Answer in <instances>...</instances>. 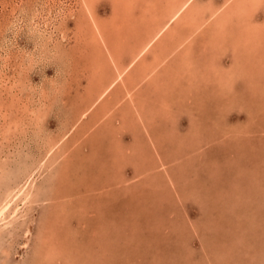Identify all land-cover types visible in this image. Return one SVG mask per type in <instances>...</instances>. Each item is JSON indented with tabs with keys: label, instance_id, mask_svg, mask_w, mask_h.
I'll return each mask as SVG.
<instances>
[{
	"label": "rangeland",
	"instance_id": "1",
	"mask_svg": "<svg viewBox=\"0 0 264 264\" xmlns=\"http://www.w3.org/2000/svg\"><path fill=\"white\" fill-rule=\"evenodd\" d=\"M106 1L108 2L97 1L95 6L99 15L109 16L111 13V4H108L111 1ZM74 3L75 0H0V110L2 104L4 106L9 104L6 108L12 113L8 112L6 117L0 114L4 119L0 118V152H5L4 157L9 156L6 152L8 143H11L10 146L15 149L10 148L13 150L12 157L17 156L15 163L18 158L28 160L27 155L18 157L24 152L21 150L22 145L25 150L34 152L36 144L43 140L42 135L47 138L54 136L56 139L60 138L58 136L64 132L67 123L75 122L74 118L78 117L77 109L80 108L79 103L84 101L82 94L87 90L91 75L88 71L91 57L89 55L88 58L85 53L83 55L82 50L78 49L82 46L77 47L74 42L77 31L75 18L73 15L67 17L65 13V8L76 9L77 5ZM263 9V7L260 9L261 13L259 11L257 15L255 14V19L264 20ZM47 30L54 33L51 41L41 36V33ZM259 34L264 35V31ZM48 42L58 43V49L55 48L56 51L51 52L52 46ZM259 48L257 45L256 50L250 53L253 59L257 60L255 66L254 64L251 66V69L254 67L255 74L249 69V74L246 77L243 75V79L234 75V84L230 89L227 85H219V82L215 81L216 77L210 75V79L204 82L196 80L199 83L195 87L194 91H197L192 94L191 101L180 98L179 93L174 91L166 93L168 100H176L174 101L176 106L182 107L181 111L173 112L179 120L175 122L180 126V131H177L178 139L175 138L177 136L175 132L168 131L170 126L174 128L175 125L173 114L168 117L170 120L159 116V113L153 115L154 121L150 120V130L153 129L154 135L149 139L140 131L142 130L140 120L131 122V118L128 117V120L123 121L126 125H123L121 122L123 113H118L121 112L118 109L115 110L117 118L112 119L114 123L109 119L111 114L109 112V115L94 127L95 129L89 125L95 119L91 113L84 122L86 129L83 130L82 126H79L73 137L65 140L64 144L61 143L55 152L59 154L55 167H61L56 174L63 176L61 180L60 176L57 179L60 183L57 184L55 180L48 181L56 182L58 189L63 190L62 196L68 192L71 198L68 194L62 200L44 204V207L50 206L51 219L48 221L42 215L43 205L26 206L27 209L30 207L28 211L22 204L20 214L26 213L25 216L20 218L22 220L19 222L15 220L14 226L11 225L7 230L10 232L9 235L0 240V264H35L34 247L37 242L35 239L37 234L46 228L54 240L58 239L56 243L61 247L65 245L67 252L58 257L57 253L53 256L45 254L46 257L39 258L38 264H71L72 256L77 255L75 239H72V232L75 230L77 231L74 233L81 235L85 230L81 238L82 243L79 244L81 257L79 258L85 260L86 264H264V60L261 59L264 58V46ZM225 50L216 64L226 67L233 61L248 56L244 54L237 58L233 57L229 45ZM202 57L201 55L200 64L213 72L215 63L211 62L209 66L205 60H201ZM106 69L110 71L111 68L109 66ZM208 74L201 73L205 76ZM52 83L53 86H50ZM23 85L26 88H23ZM182 85L179 83L176 87L181 89ZM58 89L60 91L57 92ZM188 103L190 105L186 106ZM34 109L38 110L37 113H40L43 119L41 128L38 129L34 127L38 115L34 113ZM167 121H170L169 124ZM5 124L13 126L9 132L4 131ZM80 124L83 125L82 120ZM114 124L116 129L113 132L116 138L114 136L113 138L118 142L120 149L114 144L113 138L110 140L112 133L108 135L107 132L102 133ZM23 127H26L25 130ZM160 130L164 132L160 133ZM36 134H39L38 137ZM17 135H21L19 140L16 138ZM5 136L9 138L5 139ZM14 161L11 165L15 168ZM101 165L105 169L100 168ZM62 166L67 171H64ZM100 169H103L104 174ZM114 180L121 182L115 183ZM69 185L72 186V190ZM74 195L76 207L73 202ZM80 203L84 204L82 215L78 210ZM42 220H46L45 225ZM29 226L31 237L27 245H24L26 237L23 236V231ZM96 229L100 232L105 231L106 234L92 236L95 235L93 231L97 232ZM4 232V226H1L0 235L4 236ZM53 249L57 250L54 247ZM50 252L52 254V251ZM95 256L99 258V262L98 258L94 259ZM100 257L106 258L105 262Z\"/></svg>",
	"mask_w": 264,
	"mask_h": 264
},
{
	"label": "bare ground",
	"instance_id": "2",
	"mask_svg": "<svg viewBox=\"0 0 264 264\" xmlns=\"http://www.w3.org/2000/svg\"><path fill=\"white\" fill-rule=\"evenodd\" d=\"M97 1L98 0H75L74 4L77 5L76 9H72L70 7L67 9L65 8L66 16L69 17V16L73 15V17L75 18L76 30H77L76 34L74 36L75 45H77V47L82 46V47H79L78 49L82 50L83 55L85 53L88 56V58L91 57L90 58V65H88V71H89V73H91V75L89 76V82L87 83L88 84L87 90L85 91V93L82 94V96H84V101H83V103H79L80 108L77 109L78 117L74 118L75 122H73L72 124L67 123L68 126H66L64 132L61 133V136H58V137H60L58 139H56V136H54L52 138L51 137L47 138V136H43L42 134H40V135H42L41 138L43 140L40 138L42 141H40V139H39L40 143L37 141L39 143V145H37L38 143L36 144V146H35L36 151H34V152H30V151L25 150L24 145H22L21 150L24 152H22L20 155H18V157L19 156L24 157L27 155V157H28L27 161L22 160V158H18V160H16V163H15L14 160L17 158V156L15 157V155H14V157H12L13 150H11L10 148L14 149V147L10 146L11 143H8V151L6 152V153H8L7 155H9V156L4 157L5 154L3 155V153H5V152H3V151L0 152V185H2V187H3V188L0 187V227L4 226V230H5L4 236L0 235V240H3L5 238V235H9L10 232H7V230L9 229V227L11 225L14 226L13 223L15 220L19 222L22 220V219L20 220V218L25 216L26 213L20 214L22 204L24 207L30 206V205L36 206L37 204H41L44 207V204L53 203V202H55V200L58 201L59 199L62 200V199H64L63 197L68 196V194L70 196V193H68V192L67 193L65 192L64 196H62L63 190H59L57 187V184L60 183V181L58 183V180H57L58 177L60 176L59 180H61L63 178V176H61L62 174H60V175L56 174V173H58L59 170H61V167H59L60 169L55 167L56 164H58L57 162L59 160V154H56L55 152L58 149V147L61 145V143L64 144L65 140H68L69 138L73 137V133H75V130H77V128H79V126H82L83 130L86 129L87 126H85L84 122L89 117V115L91 113H93V111L95 109L96 110L94 111V113H97L100 109L102 110V112L100 111L101 114L98 112L97 115L94 116L95 119H93V121L89 124V125H91V128H94L95 126L97 127L100 123V120L104 119L106 117V115L108 116L109 112H111V114L109 115L110 116L109 119H111V122H112V119L116 117L115 111H114V114L112 115L113 110H115L118 107L117 105H121L123 103L122 106L119 108V110L123 113L122 118L120 117L122 119L121 122L128 120L127 119L128 117L131 118V122L132 121L136 122V121L140 120L139 122L142 123V125L140 126V128L142 130H140V131H142V133H145V136L146 137L148 136V138L150 139L154 135L152 133L153 129L150 130V126H151L150 120H152V117L155 113H157V114L159 113V116H161V117L163 116V118H165L166 120L167 119L170 120L169 118L173 114L174 119H175V121L173 123L175 124L176 120H178V119H176L177 117L173 112H174V110L176 112L181 111L180 109L182 108V107L180 108L179 104H178L179 106H176L177 104L174 103V101H176V100H174V101L168 100L167 99L168 97L165 96L166 95L165 91H168V89L166 88V86L168 84V83H166V80L169 77H167L164 73H167L170 68H171L170 70L172 71V72H170V74L172 73V76H171V78H169L170 79L169 82H170V85H174L173 91L175 92L177 90V94L179 93L178 96H180V98H183L184 100H188V101L192 100V98H191V97H193L192 94H195L197 91L196 90L194 92L195 87H197L198 83H199L198 81L196 82V80H198V79L200 80V82L201 81L204 82L207 79H210V77H209L210 75H213L214 77H216L215 81L219 82V85H227V87H229V89H230V88H232V85L234 84V80H233L234 75H237L243 79V75H245V77H246V75L249 74L248 73L249 69L254 74L256 72L254 67H253V69H251V66L257 60L253 59V56L250 53L254 52V50H256L257 45L260 46V48L264 46V38H263L264 35L260 36L261 34H259L261 31H264V20L259 21V20L255 19L257 14L255 12L256 10H253V9H256V8L262 9V7L264 8V5H263L264 0H223V2H219V3H221L220 5H217V3L215 4L213 2L214 0L213 1L212 0H110L111 3H108L109 5L111 4L110 5L111 6V13L109 14V16H105L104 14L99 15L96 12V6L95 5H96ZM105 2H108V1L105 0ZM249 10H250V12H251V10L254 11L253 13H251L253 15H250ZM196 14H197V16H196ZM262 14H264V12ZM32 15H34V14H32ZM195 17H197L199 21L196 22ZM189 21L191 22V24L189 23ZM31 23H33V22H31ZM184 26L187 27V33H186V31L185 32L183 31V29L185 28ZM226 26H229V27L225 28ZM31 27H32V25H31ZM50 28H51V26H50ZM74 28H75V25H74ZM204 28H205V30H204ZM33 29H35V28H33ZM51 30H52V28H51ZM35 31H37V30H35ZM43 33H41V36H45L46 40L51 41L54 33L48 32V30L46 32L43 31ZM212 33L214 35H218V37L212 36L213 35ZM73 34H74V32H73ZM200 34H201V36H200L201 38L198 37V35H200ZM35 35H36V33H35ZM195 36L200 38V43L198 42L199 44H198V46H196L197 52H199V53L205 52V54L201 53V55L203 56L201 58V60H205L206 64H208L209 66H210L211 62L215 63L217 61H220L219 56L224 55V52L226 51L225 49L227 48V45H229L230 50L232 51L233 57L235 56L237 58V56H239V55L244 56V54H245V55H248L249 58H248V56H245L244 58H242L240 56L241 59H239L237 61H233L230 66H226V67L224 65H218L215 63V65H213L214 66L213 72L209 71L207 68H204V67L198 68V65L195 63V61H193L195 59V57L193 56L194 59L192 60V58L190 56V53H191V55H193V52L191 51L193 49V46H192L193 44L191 45V43H193L192 41H193V38ZM252 41H255V42H252ZM48 43H50V42H48ZM256 43H258V44H256ZM50 44L52 46L51 52H55L56 51L55 48L58 49L59 44L58 43H54V44L50 43ZM254 44H256V45L253 46ZM251 46H253V47H251ZM207 47L209 48V50ZM45 48H46V46H45ZM194 49H193V51H194ZM62 50L63 49L61 48V51ZM261 50H263V49H261ZM207 51L209 53H207ZM67 52H68V50H67ZM69 52H70V50H69ZM58 53H59V50H58ZM58 53H56V55ZM46 55H50V54H46ZM89 55H90V57H89ZM124 55H126V57H124ZM201 55H199V58ZM17 56H20V55H17ZM45 58H47V57H45ZM49 58H50V56H49ZM9 59H11V58H9ZM64 59H66V58H64ZM261 59L264 60L263 57ZM62 61L63 60L61 58V62ZM67 64H68V62H67ZM102 65H103V67H102ZM109 66L111 68L110 71H108L106 69ZM222 66H224V68ZM254 66H255V64H254ZM199 69L201 70V72ZM23 71H25V70H23ZM68 71L69 70H67V72ZM19 72H20V70H19ZM201 73L202 74L209 73V74H208V76L207 75L206 76L205 75L199 76V74H201ZM18 74H22V73H18ZM186 74H187V76H186ZM12 75H14V74H12ZM65 75H67V74H65ZM239 77H237V78H239ZM51 78H49V80ZM54 79H56V78H54ZM183 79H185V84L187 85V86H185L184 91H183V88L181 90L177 88L179 83H181V80H183ZM18 80H19V77H18ZM5 82L7 83L10 81H5ZM19 84L22 85L21 82ZM57 84H60V83H57ZM57 84H55V85H57ZM42 85L43 84H41V86ZM48 85H50V84H48ZM25 86H27V85H25ZM50 86H53V83ZM17 87H19V86H17ZM72 87H73V84H72ZM23 88H26V87H24V85H23ZM79 88H81V87H79ZM13 89H15V88H13ZM8 90H9V88H8ZM56 91L58 92L60 90L58 89ZM159 92H161L162 94H160ZM169 92H167V93H169ZM204 92H206V91L204 90ZM181 93H183L184 95H182ZM9 95H11V94H9ZM24 95L25 94H23L22 96H24ZM39 95H41V94H39ZM47 95H48V93H47ZM167 96H169V95H167ZM19 97H21V96H19ZM29 97H31V96H29ZM106 97L108 99L107 103L103 102V99ZM87 98L89 100L91 99L90 103H87V102H89V100ZM12 100H14V98ZM39 100H40V98H39ZM30 102L33 103V101H30ZM30 102H28V103L30 104ZM14 104H16V103H14ZM54 105H56V104H54ZM182 105H183V103H182ZM188 105H190V104L188 103L186 106H188ZM7 106H9V104ZM7 106H4L2 104L3 110L2 109L0 110L1 111L0 114L3 117H6L8 112H9V114H12V113H10L11 110L6 108ZM115 106H117V107L115 108ZM13 108L15 109L14 106H13ZM47 108L49 109V107H47ZM37 112H38V110L36 111V109H34V113L38 114L36 116V120L34 123L35 129L41 128V123L43 120L40 113H37ZM64 113H65V111H64ZM94 113H93V115H94ZM190 116H191V114H190ZM21 117L19 116V118H21ZM0 118H2V117H0ZM158 118H160V117H158ZM81 120H82L83 125L80 124ZM171 120H172V118H171ZM152 121H154V119ZM169 122L170 121H167L168 124H169ZM27 123H29V122H27ZM112 123H114V122H112ZM124 123L125 122H123V125H126ZM24 124H26L25 121H24ZM3 125H4V123H3ZM29 125H30V123H29ZM32 125L33 124H31V126ZM86 125H88V124H86ZM123 125H121V126L123 127ZM128 125L130 126V124H128ZM31 126H28V128ZM11 127H13V126H11L9 124L8 125L5 124V127H3V129L5 132H9ZM179 127H180L179 124L176 123L174 125V128L170 126L168 131H170V132L173 131L177 134V131H180ZM25 128L23 127L24 130H25ZM110 128H112V129H110ZM114 129H116V128L111 126V127L107 128L106 130H104L103 132L101 130V132L103 134L104 133L106 134V132H107V135L112 133L110 136L111 137L110 140H111L114 136V132H113ZM165 130H167V129H165ZM27 131H29V130H27ZM21 132H22V134H24L23 131H21ZM161 132H164V130H160V133ZM99 134H100V132H99ZM187 134H188V132H187ZM194 134H196V133H194ZM38 135L39 134H36L35 136L38 137ZM163 136H164V134H163ZM178 136H179V134H177L176 137L174 135L172 138H174V137L177 138ZM7 137L8 136H5V139L9 138V137L8 138ZM99 137H100V135H99ZM159 137L162 138V136H159ZM16 138H18V140H19V138H21V135L20 136L17 135ZM115 138H113V140ZM154 138H156V137H154ZM31 140H33V139L31 138ZM156 141H157V138H156ZM113 142L116 145V147H118V149L121 148L119 146L118 142H116V140H114ZM154 142H155V139H154ZM19 143H20V141H19ZM30 144H31V142H30ZM154 145H156V144H153V146ZM184 145H185V143H184ZM63 147H65V146L63 145ZM30 149H32V148H30ZM67 150H68V148H67ZM154 151H158V150H154ZM62 152H64V151H62ZM72 153H74V151ZM77 153H78V151H77ZM27 157H26V159H27ZM152 157H154V156H152ZM67 160H68V158H67ZM12 161H14V163L16 164L15 168H14V166L11 165ZM95 162H96V160H95ZM63 163L65 165H67V163H65V162H63ZM73 163L74 162H72V164ZM60 164H62V163H60ZM104 164H105V162H104ZM63 167L64 166H62V169L64 170L65 168H63ZM72 167H74V166H72ZM54 168H57V169H54ZM100 168L105 169V167L102 165ZM103 169L102 170L100 169L102 171V173H103ZM64 171H67V170H64ZM88 171H89V168H88ZM73 174H74V172H73ZM55 175H56V177H55ZM77 176H79V175L77 174ZM104 178H105V176H104ZM82 179L83 178H81V180ZM49 180H55L57 182V184H56V182H53V181H50L48 183ZM68 180L69 179L67 178V181ZM69 181H68V184H70ZM84 181H85V179H84ZM114 181H115V183L121 182V181L118 182L117 180H114ZM168 181H170V180H168ZM2 182L4 185L1 184ZM62 183L63 182H61V184ZM78 183H80V180ZM85 183H87V182H85ZM169 183H171V182H169ZM72 184L73 183H71V185ZM75 185H77V184H75ZM65 186H67V185H65ZM77 186L79 187V185H77ZM69 187H71V190H72V186L69 185ZM62 189H63V187H62ZM82 189H84V187ZM75 191H76V188H75ZM75 191H74V193H75ZM77 194H78V192H77ZM83 196H84V194H83ZM70 198H71V196H70ZM74 198H75V195H74ZM75 200H76V198L74 199V201L72 199V201L74 202V206H75ZM66 202L68 205L69 204L68 201H66ZM69 202H70V200H69ZM49 207L50 206H48V208L44 207V209H42V215L47 219V221L49 219H51V213L49 212ZM79 207L80 208L78 210L82 215L83 210H84V204L80 203ZM29 208L30 207H28V209ZM39 208H37V209H39ZM26 209H27V207H26ZM251 211H253V210L251 209ZM250 214H252V213H250ZM75 218L78 219L79 217H75ZM45 221L42 222L44 225H45ZM79 223H78V225H79ZM206 225H208V224H206ZM76 226H77V224H76ZM45 227H47V226H45ZM48 227H49V225H48ZM75 228L77 229V227H75ZM82 229L83 228L81 227V230ZM17 231H18V229H17ZM60 231H62V230H60ZM75 231H77V230H75ZM84 231L85 230H83V232ZM95 231H97V229ZM74 232H72V239L73 240L75 239V243H76L75 249H76L77 255L72 256L71 254H69L74 259V260H72V258L70 257L71 258L70 263L71 264H78V263L79 264H86L84 262L85 260H81L80 259L81 257L79 256V244L82 243L81 238H82V235H84V233L82 232V235H81L79 233H74ZM77 234H78V236H77ZM93 234H95V235H92V236L98 237V235H100V234H101V236L105 235L106 232L102 231V230H101V232L100 231H97V232L93 231ZM23 236L26 237L25 242L23 244L27 245V243L31 237L30 226H29V228H26L23 231ZM13 237H14V235H13ZM28 237H29V239H28ZM59 238H60V236H59ZM35 240H37L35 247H34L35 264H38L39 258L46 257L45 254H50L53 256L54 253H57L56 257H58V255H62L63 253L66 254V252H67V250H66L67 248H65V245H64V247L63 246L61 247L60 244L56 243V241L58 239L54 240L53 237H51V233H48V228H46V230L42 231L40 234H37ZM4 242H6V241H4ZM115 244H116V242H115ZM58 245L60 246V248ZM204 245H205V243H204ZM53 247L57 250L54 251ZM6 248H7V246H6ZM77 249H78V251H77ZM99 249H102V248L99 247ZM1 251H2V248H1ZM50 251H52V254ZM203 251H204V249H203ZM101 253H102V251H101ZM96 254H97V252H96ZM98 255H100V253ZM101 255H103V254H101ZM97 256H95L94 259L98 258ZM104 257H102V258H104ZM29 258H31V257H29ZM102 258H101L102 261H104L106 259V258L105 259H102ZM58 260H59V258L57 259V261ZM63 260H65V259H63ZM63 260H61V261H63ZM3 262H4V260H3ZM98 262H99V258H98Z\"/></svg>",
	"mask_w": 264,
	"mask_h": 264
},
{
	"label": "crops",
	"instance_id": "3",
	"mask_svg": "<svg viewBox=\"0 0 264 264\" xmlns=\"http://www.w3.org/2000/svg\"><path fill=\"white\" fill-rule=\"evenodd\" d=\"M212 1H213V0H212ZM213 2H214L215 4L217 3V5H220L221 3H219V2H223V0H222V1H221V0H214ZM234 3H235V2H234ZM232 4H233V3H232ZM233 5H234V4H233ZM259 11H260V13H261V10H260V9L256 10L255 12L258 13ZM253 12H254V11L251 10V12H250V10H249V13H253ZM196 16H197V14H196ZM190 21H191V20H190ZM190 21H189V23L191 24ZM195 21H196V22L199 21L197 17H195ZM184 27H185V28L183 29V31H184V32L186 31V33H187V27H186V26H184ZM227 27H229V26H226L225 28H227ZM185 29H186V30H185ZM204 30H205V28H204ZM212 34H213V33H212ZM200 36H201V34L198 35V37H200ZM212 36H213V35H212ZM195 37H196V38H195ZM195 37L193 38V41H192L193 43H191V45L193 44V45H192V46H193V49L195 48L196 50L194 49V51H195V52H194L193 49H192L191 51L193 52V55H191V53H190V56H191L192 60H193L194 57H195V59H194L193 61H195V63L198 65V68H200V66H202V64L200 65V58H199V57H196V54L198 55V53H199V52H197V48H196V46H198V44L200 43V38H201V37H200V38H198L197 36H195ZM215 37H218V35H215ZM194 39H195L196 41H195ZM194 42H195L196 44H195ZM198 42H199V43H198ZM191 51H190V52H191ZM193 56H194V57H193ZM124 57H126V55H124ZM199 65H200V66H199ZM202 68H203V66H202ZM170 69H171V68H170ZM170 69L168 70L167 73H164V74H165L167 77H169V78H171V76H172V73L170 74V72H172ZM167 74H168V75H167ZM200 75H201V74H199V76H200ZM186 76H187V74H186ZM169 78H167V80H166V83H168V84H167L168 87L166 86V88L168 89V91H165V92L167 93V92L170 91L169 93H173V87H174V85H170V82H169L170 79H169ZM186 79H187V78H186ZM183 80H184V81H183ZM183 80H181V83L183 84L182 87H181V89L183 88V91H184L185 86H187V85L185 84V79H183ZM180 86H181V85H180ZM181 89H180V90H181ZM175 92H177V90H176ZM194 92H195V91H194ZM87 99H88V98H87ZM88 100H89V99H88ZM90 101H91V99H90L89 102H87V103H90ZM107 101H108L107 97L103 99V102H106V103H107ZM190 101H191V100H190ZM122 102H123V101H122ZM122 104H123V103H122ZM122 104H121V105H117L118 107L115 106V108H116V107H117V108H116V109L114 108V109H115V110H117V109L119 110V108L122 106ZM95 110H96V109H95ZM95 110H94V111H95ZM115 110H113V114H114V111H115ZM94 111H93V113H94ZM100 111L102 112V110L100 109V110L98 111V112L101 114ZM98 112H97V113H98ZM93 113H92V115H93ZM97 113H94L93 118H94V116L97 115ZM118 113H122V112H119V111H118ZM116 114H117V113H115V115H116ZM110 120H111V119H110ZM114 126H115V124L113 125V127H114Z\"/></svg>",
	"mask_w": 264,
	"mask_h": 264
}]
</instances>
